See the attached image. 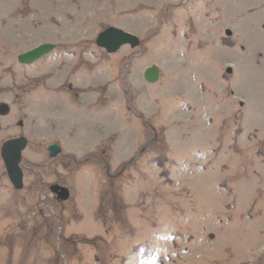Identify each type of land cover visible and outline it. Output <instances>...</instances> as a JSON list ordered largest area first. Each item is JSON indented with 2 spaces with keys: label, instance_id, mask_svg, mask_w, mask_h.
<instances>
[{
  "label": "rangeland",
  "instance_id": "obj_1",
  "mask_svg": "<svg viewBox=\"0 0 264 264\" xmlns=\"http://www.w3.org/2000/svg\"><path fill=\"white\" fill-rule=\"evenodd\" d=\"M1 102L0 264H264V0H0Z\"/></svg>",
  "mask_w": 264,
  "mask_h": 264
},
{
  "label": "water",
  "instance_id": "obj_2",
  "mask_svg": "<svg viewBox=\"0 0 264 264\" xmlns=\"http://www.w3.org/2000/svg\"><path fill=\"white\" fill-rule=\"evenodd\" d=\"M227 34L230 32L227 30ZM129 43L132 47L136 46L139 43V39L136 35L124 31L122 29L116 27H107L103 31H101L96 37V44L105 48L107 52H114L116 51L121 45ZM52 43H44L40 44L26 52L20 53L17 56V59L21 63H29L40 56L44 55L45 53L49 52L53 48ZM158 77L157 67L151 66L145 69L144 71V78L148 82H153ZM8 107L5 103H0V113L3 114L7 111ZM149 125V124H148ZM152 129L153 127L149 125ZM152 141L147 142L142 149L143 151L145 147L151 144ZM26 140L23 137L17 138H10L5 140L1 147H0V154L3 159L5 169L7 171V175L11 183L14 185L15 188H20L22 185V170L19 165L21 160V151L25 147ZM47 150L49 151V156L52 157L56 153L60 152V147L56 143H49L46 146ZM69 158L74 159V157L69 155ZM95 160L100 163H103L106 169V173L110 177H115L121 173L123 168L126 166L124 163L121 169L115 174H109V164L108 162L101 156L93 155L91 157L86 158L84 161ZM74 162H78L74 159ZM59 187L57 185L52 186L51 189L56 191ZM61 192H58V196L61 198L67 197V190L63 187H60Z\"/></svg>",
  "mask_w": 264,
  "mask_h": 264
},
{
  "label": "flooded vegetation",
  "instance_id": "obj_3",
  "mask_svg": "<svg viewBox=\"0 0 264 264\" xmlns=\"http://www.w3.org/2000/svg\"><path fill=\"white\" fill-rule=\"evenodd\" d=\"M62 154H63V151H62ZM63 156V155H62ZM47 157H48V155H47ZM66 157H68L69 158V156H66ZM58 157H54V158H49L48 157V162L47 163H45V164H41V165H39L40 167H48V168H51V164H53V162L57 159ZM45 167V169H47ZM39 178H40V175L37 177V181H39ZM53 185H57V184H53ZM53 185H50L49 186V189L54 193L55 191H53L52 189H51V187L53 186ZM59 186H61V185H59ZM60 191V190H59Z\"/></svg>",
  "mask_w": 264,
  "mask_h": 264
},
{
  "label": "bare ground",
  "instance_id": "obj_4",
  "mask_svg": "<svg viewBox=\"0 0 264 264\" xmlns=\"http://www.w3.org/2000/svg\"><path fill=\"white\" fill-rule=\"evenodd\" d=\"M151 83V82H150ZM62 154V150H61V152L56 156V157H58L59 155H61Z\"/></svg>",
  "mask_w": 264,
  "mask_h": 264
}]
</instances>
